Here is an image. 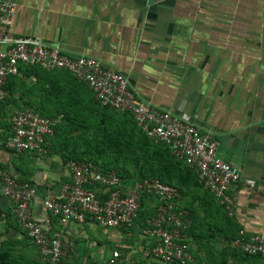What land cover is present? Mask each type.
I'll return each instance as SVG.
<instances>
[{
    "label": "crops",
    "instance_id": "0c3cea01",
    "mask_svg": "<svg viewBox=\"0 0 264 264\" xmlns=\"http://www.w3.org/2000/svg\"><path fill=\"white\" fill-rule=\"evenodd\" d=\"M3 1L16 5L6 29L12 35H38L70 54L98 57L125 73L143 100L213 131L218 155L242 167L235 217L223 220L218 238L240 228L264 236V0ZM10 88L16 110L86 113L96 101L69 71L41 66L11 77ZM9 130L10 124H0V140ZM2 168L35 184L33 214L62 236L68 262L105 264L112 248L121 246L129 264H171L144 254L138 225L123 231L93 221L62 223L48 212L43 200L69 180L58 151L16 153L0 143ZM151 205L146 202L144 211ZM22 236L12 203L0 192V241ZM194 250L198 262L213 264L202 247ZM254 258L247 264H264V256Z\"/></svg>",
    "mask_w": 264,
    "mask_h": 264
},
{
    "label": "built area",
    "instance_id": "2783aa9c",
    "mask_svg": "<svg viewBox=\"0 0 264 264\" xmlns=\"http://www.w3.org/2000/svg\"><path fill=\"white\" fill-rule=\"evenodd\" d=\"M15 10V3L0 0L1 100L9 97V79L20 73L22 64L69 71L90 87L103 106L130 113L148 137L166 143L178 159L196 171L199 180L225 213L235 217L236 189L242 182V167L218 155L219 143L213 131L171 109L143 100L125 73L107 67L98 57L70 54L60 45L38 35H12L6 29ZM62 117V114L50 117L33 108L16 110L10 117L9 134L0 143L16 153L44 154L48 151L49 137ZM65 167L69 180L59 193L50 194L43 200L45 209L59 217L62 223L93 221L101 227L123 231L138 225L139 236L143 239L142 251L146 256L163 263L204 264L196 259L189 232L192 215L181 202L177 186L158 177L129 178L115 169L104 170L87 159H67ZM0 192L11 201L19 227L37 247L43 263L72 264L68 262L70 253L62 236L52 234L33 214L35 184L2 168ZM148 201L151 208L139 224ZM230 246L251 255H264V236L247 234L240 228ZM105 264H129V260L124 249L116 246Z\"/></svg>",
    "mask_w": 264,
    "mask_h": 264
},
{
    "label": "rangeland",
    "instance_id": "374dc122",
    "mask_svg": "<svg viewBox=\"0 0 264 264\" xmlns=\"http://www.w3.org/2000/svg\"><path fill=\"white\" fill-rule=\"evenodd\" d=\"M16 102L15 95L0 100L1 125L10 124L12 113L18 109ZM60 125L57 148L65 150L68 155L80 154L102 166L123 169L129 178L137 174L160 175L180 185L181 202L192 215L190 235L193 248L198 251L202 247V251L212 255L213 264L253 263V256L235 251L230 246L231 237L219 240L227 216L204 185L168 151H160L145 140L128 114L104 108L96 100L86 113L83 110L66 115ZM47 149L46 153L52 149L49 143ZM185 172L190 177L184 179L181 176L180 181L178 175ZM33 246L26 236L0 241V264H44Z\"/></svg>",
    "mask_w": 264,
    "mask_h": 264
},
{
    "label": "trees",
    "instance_id": "16d2710c",
    "mask_svg": "<svg viewBox=\"0 0 264 264\" xmlns=\"http://www.w3.org/2000/svg\"><path fill=\"white\" fill-rule=\"evenodd\" d=\"M33 66H37V65H24V64H22L21 66H20V71H23V72H25L26 70H27V68H31V67H33ZM15 75H17V74H14V75H12L11 77H13V76H15ZM74 76V75H73ZM11 77H10V79H11ZM10 79H9V82H8V89L9 90H11V88H10ZM83 82V81H82ZM83 83H85V82H83ZM86 84V83H85ZM87 85V84H86ZM87 87L90 89V87L87 85ZM91 90V89H90ZM92 91V90H91ZM93 92V91H92ZM94 94V93H93ZM95 96V95H94ZM7 98H9V97H7ZM6 98V99H7ZM95 99H96V97H95ZM1 100V99H0ZM5 100V99H4ZM97 100V99H96ZM97 102L100 104V105H102L98 100H97ZM103 106V105H102ZM104 108H109V109H112V110H114V111H117V112H121V111H118V110H115V109H113V108H111V107H108V106H103ZM36 110H37V108H36ZM42 113H44V112H42ZM122 113H126V114H128L129 116H130V119L133 121V123L135 124V127L137 128V130L139 131V133H140V135L145 139V140H147L148 142H150V143H152V144H154V145H156L157 146V148L160 150V151H168V153L172 156V157H174V159L175 160H177V161H179V162H182L183 164H184V166L186 167V169L190 172V173H192L193 175H195V177L199 180V177H198V175H197V173H196V171L193 169V168H191V167H189L183 160H180V159H178L172 152H171V150H170V148H169V146L166 144V143H164V142H155L153 139H151L150 137H148L146 134H145V132H143L141 129H140V127L138 126V124H137V122L135 121V119H134V117L130 114V113H128V112H122ZM44 114H46V115H48V116H50V117H54V116H56V115H58V114H53V115H50L49 113H44ZM64 117H62V120L64 119V118H66V115H70V114H62ZM62 120H61V122H62ZM60 122V123H61ZM60 123L59 124H57L55 127H54V134L52 135V136H50L49 137V141H48V143L50 144V146L52 147V149L54 150V151H58L62 156H63V158H64V161H66L67 159H87V158H85V157H83V156H81L80 154L79 155H76V154H71V155H68L67 153H66V151L65 150H60V149H58L57 148V145H58V143H57V140H58V138H57V135H58V128H59V126H61L60 125ZM87 160H91V161H93V162H95V163H97V164H99L98 162H96V160H93V159H87ZM104 170H112V169H115L116 171H118V172H121L123 175H125L126 176V172L123 170V169H116V168H113V167H107V166H102L101 164H99ZM180 174V173H179ZM140 176H142V177H158L160 180H162V181H164V182H167V183H171V184H174L175 186H177L178 187V189H179V192H180V194L182 195V188L180 187V185H178L177 183H175V182H173V181H170V180H168L167 178H165V177H161L160 175H157V176H151V175H148V174H142V175H140ZM140 176H138V174L136 175V176H134V177H140ZM181 176H183L184 177V179L185 178H188V177H190V174H188L187 172H185V173H182V175H178V177H179V180L180 181H182L181 180ZM180 181H179V183H180ZM185 181V180H184ZM199 182L200 183H202L200 180H199ZM203 184V183H202ZM212 194V193H211ZM180 195V196H181ZM213 195V194H212ZM182 197V196H181ZM181 197H180V200H181ZM213 197H214V195H213ZM215 198V197H214ZM217 201V200H216ZM217 204H219V206H220V208L222 209V211L225 213V211L223 210V208H222V206H221V204L217 201ZM184 205V204H183ZM187 207V206H186ZM188 208V207H187ZM143 214L141 215V218H140V220H139V224H142V222H143V220L145 219V217H146V214H147V212H145V211H143L142 212ZM225 215L229 218V219H233V218H231L230 216H228L226 213H225ZM139 228V227H138ZM190 230H191V226H190V229H189V232H190ZM238 230L239 229H237L236 230V233L235 234H233L232 236H231V240H233L235 237H236V235H237V232H238ZM191 236V235H190ZM192 240V239H191ZM231 240H230V242H231ZM234 249V248H233ZM235 251H238V252H241L242 254H247V255H250V256H253V257H263L264 255H261V254H256V255H251V254H249V253H246V252H243V251H241V250H238V249H234ZM194 252H195V250H194ZM195 256H196V252H195ZM198 261V260H197Z\"/></svg>",
    "mask_w": 264,
    "mask_h": 264
}]
</instances>
